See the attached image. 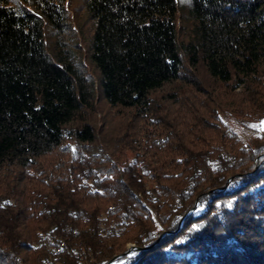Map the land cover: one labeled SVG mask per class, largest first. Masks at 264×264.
<instances>
[{
    "label": "trees",
    "instance_id": "16d2710c",
    "mask_svg": "<svg viewBox=\"0 0 264 264\" xmlns=\"http://www.w3.org/2000/svg\"><path fill=\"white\" fill-rule=\"evenodd\" d=\"M22 1L0 0V264L129 243L126 264H264V0H89L99 90L65 56L64 0H25L59 62Z\"/></svg>",
    "mask_w": 264,
    "mask_h": 264
},
{
    "label": "rangeland",
    "instance_id": "374dc122",
    "mask_svg": "<svg viewBox=\"0 0 264 264\" xmlns=\"http://www.w3.org/2000/svg\"><path fill=\"white\" fill-rule=\"evenodd\" d=\"M22 1V0H18ZM64 0V6H65V18L63 21V29H64V34L65 37L61 38L62 42L64 43V53L65 56L69 60H77L79 61L82 66L84 73L87 74L88 76H91L94 80V84L99 90V80H100V75L92 69V64L91 62L87 61V42H84L83 37L79 36L82 33H88L91 34L94 30V20L90 16L89 12V0ZM180 3H184V0H177ZM23 5L29 10L31 13L37 15L43 23L44 26V32H45V42H46V50L49 54H51V59L55 62H59V59L57 58L56 55H54V48L53 44L56 41V37L54 36L53 29L51 26L47 25V21L42 19L41 15L39 12H37L33 6L30 3H26L25 0L22 1ZM185 11L181 10L178 11L179 17L183 15ZM81 26V27H80ZM179 26H181L182 32L184 36L189 35V26L190 23L189 21L186 20L185 13L183 15V18L179 20ZM74 33L77 35V39H72ZM68 39V40H67ZM60 40V41H61ZM78 41V45H81V51H76L73 48L74 42ZM90 42V41H89ZM78 47V46H77ZM78 50H80V47H78ZM237 91H240V89H237ZM232 99V98H230ZM237 99H242L241 96H238ZM108 104L104 99H100L99 103L96 108V113H94V123L100 125L103 127V129L106 131H111L117 134L120 130V127L123 125V121L121 120H116L113 119L108 113ZM261 123H254L253 126L257 128L260 132L264 131L261 128ZM253 134V133H252ZM133 243L128 244V249ZM135 245V244H134ZM127 249V250H128ZM135 249V248H134ZM133 250V249H132ZM131 250V251H132ZM127 260L126 259H119V257L114 260L110 264H126Z\"/></svg>",
    "mask_w": 264,
    "mask_h": 264
},
{
    "label": "water",
    "instance_id": "95a60500",
    "mask_svg": "<svg viewBox=\"0 0 264 264\" xmlns=\"http://www.w3.org/2000/svg\"><path fill=\"white\" fill-rule=\"evenodd\" d=\"M195 208V205L192 207V210ZM181 222H182V220L180 221V224H181ZM179 224V225H180ZM134 248H141V247H137V246H135L134 244H132L130 247H129V249L128 250H126L124 253H122V254H118V255H116V256H114L111 260H109L108 262H106L105 264H110V263H112L114 260H116L118 257H120V256H122V255H124V254H127V253H129L132 249H134Z\"/></svg>",
    "mask_w": 264,
    "mask_h": 264
},
{
    "label": "snow or ice",
    "instance_id": "6c2138e0",
    "mask_svg": "<svg viewBox=\"0 0 264 264\" xmlns=\"http://www.w3.org/2000/svg\"><path fill=\"white\" fill-rule=\"evenodd\" d=\"M261 128L262 130H264V122H262Z\"/></svg>",
    "mask_w": 264,
    "mask_h": 264
}]
</instances>
